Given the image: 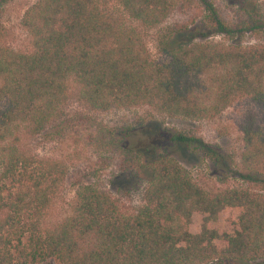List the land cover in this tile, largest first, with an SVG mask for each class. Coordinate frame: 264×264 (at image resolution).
<instances>
[{"label": "trees", "instance_id": "16d2710c", "mask_svg": "<svg viewBox=\"0 0 264 264\" xmlns=\"http://www.w3.org/2000/svg\"><path fill=\"white\" fill-rule=\"evenodd\" d=\"M7 0H0V8ZM102 0H38L20 25L30 51L4 43L0 25V264H240L264 260V192H207L166 153L149 164L141 204L127 212L91 184L75 188L69 215L50 227L44 217L66 173L56 159L19 147L22 132L57 122L67 81L93 110L147 106L169 118L212 119L235 97L258 110L241 125L244 178L264 184V45L187 41L149 59L133 28L106 14ZM195 0H116L143 27L161 23ZM207 32L232 37L253 30L224 22L207 0ZM264 25V22L260 23ZM174 142L216 158L213 146L176 133ZM218 215L225 226L212 224Z\"/></svg>", "mask_w": 264, "mask_h": 264}, {"label": "rangeland", "instance_id": "374dc122", "mask_svg": "<svg viewBox=\"0 0 264 264\" xmlns=\"http://www.w3.org/2000/svg\"><path fill=\"white\" fill-rule=\"evenodd\" d=\"M38 0H7L0 8V25L4 43L19 52L30 51V40L20 25L27 7ZM227 24L239 27L240 21L256 20L253 30L236 32L232 37L207 32L206 12L193 1L182 10L170 13L161 23L143 27L130 19L116 0H102V10L119 18L127 28L141 36L147 55L153 62L168 59L167 50L187 41L243 46L264 45V0H207ZM78 87L67 81L66 99L57 122L48 124L37 134L22 132L19 147L38 158L61 161L66 173L53 202L44 217L50 227L69 215L75 188L91 184L107 191L124 211L141 204L149 164L160 153H166L185 168L193 181L207 192L226 189H250L264 192V184L244 178L241 167V125L247 116L258 120L257 108L245 97H235L212 119L169 118L147 106L93 110L78 99ZM264 129V128H262ZM193 135L213 146L216 158L171 140L176 133ZM225 226L218 215L212 224ZM212 264H240L220 261ZM251 264H264V260Z\"/></svg>", "mask_w": 264, "mask_h": 264}]
</instances>
